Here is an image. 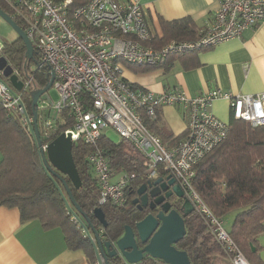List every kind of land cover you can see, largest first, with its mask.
I'll return each mask as SVG.
<instances>
[{
    "label": "built area",
    "instance_id": "obj_1",
    "mask_svg": "<svg viewBox=\"0 0 264 264\" xmlns=\"http://www.w3.org/2000/svg\"><path fill=\"white\" fill-rule=\"evenodd\" d=\"M7 1L12 7L11 16L22 20L26 35L36 45L41 62L54 71L52 87L58 98L54 100L48 90L39 97L37 105L40 112H48H41L43 135H50L55 117L65 115L72 124L64 132L71 134L73 142L83 139L95 147L88 159L100 187L99 205H123L130 188L129 174L112 171L104 150L98 147L105 129L113 127L147 158L148 166L142 175L146 180L158 177L162 166L181 185L194 212L205 221L231 263L252 264L232 238L224 219L212 212L191 181L195 165L230 131V121L211 111L213 101L226 99L232 119L248 121L252 126L264 125V91L236 94L214 88L188 96L173 88L157 93L128 81L121 60L156 64L171 54L242 37L247 29L264 21V0H221L214 17L199 30L196 39H172L160 47L151 44L154 35L140 0H86L72 13L68 7L71 0ZM3 46L4 42L0 53ZM6 64L12 67L11 74L16 75L22 87L18 89L6 81L0 70V103L31 130L34 119L27 111L25 97L30 95L34 77L23 74L8 59ZM34 68L31 64L30 69ZM176 104L187 109L186 134L168 144L149 128L145 117L155 118L158 108ZM50 141H41V148L46 151ZM95 264L107 263L100 255Z\"/></svg>",
    "mask_w": 264,
    "mask_h": 264
},
{
    "label": "trees",
    "instance_id": "obj_2",
    "mask_svg": "<svg viewBox=\"0 0 264 264\" xmlns=\"http://www.w3.org/2000/svg\"><path fill=\"white\" fill-rule=\"evenodd\" d=\"M85 1L71 0L68 6L70 13ZM0 5L11 14L12 7L7 0H0ZM70 18L73 19L71 14ZM17 22L24 26L20 18H17ZM162 26L164 35L160 45L151 43L155 47H160L172 39L193 40L199 36L200 29L198 30L189 18L162 20ZM34 48V58L26 57V45L17 36L10 42H4L1 53L5 54L23 74L33 75L34 83L31 90L45 86L51 77L49 65L41 62L35 44ZM188 52L171 54L156 64L127 60L121 62L137 72L158 68L168 71L176 57ZM31 64L35 65L34 69H30ZM25 101L27 111L32 115L31 93L25 97ZM41 112L38 111V126L43 142L52 140L72 124L69 116L59 115L55 117L50 135L45 137L42 132ZM160 112L158 108L155 118L145 117L149 128L164 142H169L168 144L183 138L186 132L174 135L163 125ZM16 115L7 113L0 103V150L3 154L0 161V204L17 206L24 221L36 218L45 228H61L68 247L83 249L95 264L97 256L94 245L83 226L76 220L74 211L77 210L70 202L63 179L66 180L81 209L101 232L103 239L114 241L124 231L125 224L134 225L147 213L139 210L133 203L138 186L146 181L142 175L148 166L147 158L126 139L116 141L106 133L100 137L98 147L104 150L111 170L115 173L126 172L130 176L126 203L102 204L107 220V225L103 226L94 214L95 208L99 206L100 187L88 159L89 153L95 147L83 139L73 142V156L82 179L81 186L77 188L67 175L62 174L63 177L60 178L59 175L50 174L46 170L41 161L34 132L27 127L26 130L20 117ZM230 125L228 135L195 165L191 183L216 216L225 220L233 213L234 218L228 229L232 238L252 264H264L258 240V236L264 233V125L252 126L248 121L232 118ZM159 167L161 174L166 175L162 166ZM58 185L72 208L67 205ZM185 224L186 235L176 246L188 251L192 264H224L220 261L217 240L202 217L193 212L186 217ZM90 232L94 235L91 229ZM109 261L110 264H124L119 257L109 258ZM157 261L163 262L147 257L139 264H157Z\"/></svg>",
    "mask_w": 264,
    "mask_h": 264
},
{
    "label": "crops",
    "instance_id": "obj_3",
    "mask_svg": "<svg viewBox=\"0 0 264 264\" xmlns=\"http://www.w3.org/2000/svg\"><path fill=\"white\" fill-rule=\"evenodd\" d=\"M220 1L140 0L157 45L164 35L162 20L189 18L199 30L214 17ZM125 69L128 81L157 93L173 88L188 96L214 88L236 94L259 93L264 91V21L247 29L242 37L176 57L168 71L158 68L137 72L123 64V72ZM210 109L222 120H231L226 99L214 100ZM160 111L163 125L174 135L186 132L188 112L183 105H163ZM2 158L0 150V161ZM229 215L234 218L233 213ZM0 264L94 263L83 249L68 247L61 228H45L36 218L24 221L17 206L0 204Z\"/></svg>",
    "mask_w": 264,
    "mask_h": 264
},
{
    "label": "water",
    "instance_id": "obj_4",
    "mask_svg": "<svg viewBox=\"0 0 264 264\" xmlns=\"http://www.w3.org/2000/svg\"><path fill=\"white\" fill-rule=\"evenodd\" d=\"M0 16L14 28L17 36L24 41L26 45V57L32 59L35 48L23 27L1 5ZM6 62V56L0 55V70H2V75L5 77L11 75L12 72V67L6 64ZM54 78V71L51 69V77L48 83L43 87L31 91L34 119L32 131L36 136L41 161L46 170L50 174L59 175L60 178L63 177L62 174L67 175L74 186L78 188L82 184V179L73 156V140L71 134L62 131L48 143L46 151L41 148L37 105L39 97L52 87ZM11 80L18 89L22 87V83L17 80L16 75H13ZM63 181L70 202L77 210V212L74 211L76 220L79 221L92 240L96 256L98 258L100 255L104 256L107 264H110L109 258L112 257H119L125 263H139L145 258L150 257L161 260L165 264H192L188 251L178 248L176 244L186 235L185 219L193 213L194 205L172 175H160L154 179L147 180L146 183H142L137 188V193L141 196L134 198L133 202L141 200L142 203L139 204L138 209L146 211L147 213L142 219L137 220L134 225L125 224L124 231L114 241L103 239L101 232L94 226L87 213L77 203L66 180L63 179ZM152 185L156 186L153 187ZM147 186L153 187L150 191L152 196H155L157 192L154 188L165 191L160 198L152 201L148 206L149 211L146 210L147 193H143V190ZM58 188L67 205L71 207L69 200L59 185ZM172 196L176 197L175 202H180L177 203V207H173V203L169 200ZM94 214L103 226L107 225L105 213L101 206L95 208ZM90 229L94 235H92Z\"/></svg>",
    "mask_w": 264,
    "mask_h": 264
},
{
    "label": "rangeland",
    "instance_id": "obj_5",
    "mask_svg": "<svg viewBox=\"0 0 264 264\" xmlns=\"http://www.w3.org/2000/svg\"><path fill=\"white\" fill-rule=\"evenodd\" d=\"M16 37H17V33L14 30V28L6 20H4L0 16V44L2 42H6V41L10 42L13 39H15ZM0 55H3V54L0 53ZM7 59H8V62L10 63L11 60L9 58H7ZM126 72H127V69L124 70L123 74L125 73L124 75H126ZM13 75L14 74H11V75L5 77L6 81H8L10 84H12L11 77ZM29 93H31V90H29ZM49 93L54 100H56L58 98V93L54 87H51L49 89ZM32 116H33V114H32ZM24 128L27 130L26 127H24ZM105 133H106V135H108L113 140L119 141L120 139H122V137L119 135V133L113 127H109L107 129H105ZM99 206H101V205H99ZM232 221H233V219L231 218V215H228L225 219V222H226L225 224H226L227 229L230 228ZM258 240H259V244L261 245L260 254H261V257L264 261V233H262L258 236ZM218 245H219L218 253L221 256L220 261L223 262L224 264H232L228 254L225 252V250L222 248V246L219 243H218ZM157 264H165V263L157 261Z\"/></svg>",
    "mask_w": 264,
    "mask_h": 264
},
{
    "label": "flooded vegetation",
    "instance_id": "obj_6",
    "mask_svg": "<svg viewBox=\"0 0 264 264\" xmlns=\"http://www.w3.org/2000/svg\"><path fill=\"white\" fill-rule=\"evenodd\" d=\"M11 15V14H10ZM16 20V19H15ZM17 21V20H16ZM34 58V57H33ZM160 176V175H159ZM163 176H166V175H163ZM147 182V180L145 181V182H143V183H146ZM142 185V184H141ZM140 186V185H139ZM138 186V187H139ZM153 187H155L156 185H152ZM153 187H151V186H147L144 190H143V193H147V211H149V208H148V206L152 203V201L153 200H155L156 198H160L164 193H165V191H161V190H159V189H155L154 188V190H156L157 192H156V195L155 196H152L151 194H150V191H151V189L153 188ZM141 195L140 194H138L137 193V191H136V194H135V197L134 198H136V197H140ZM169 200L173 203L172 204V206L173 207H177V203H180V202H175V200H176V197L175 196H172V197H170L169 198ZM133 203H135L138 207H139V204L140 203H142L141 202V200H138L137 202H133Z\"/></svg>",
    "mask_w": 264,
    "mask_h": 264
}]
</instances>
